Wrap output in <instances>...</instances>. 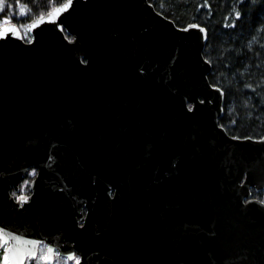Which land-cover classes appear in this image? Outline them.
I'll return each mask as SVG.
<instances>
[{
  "label": "water",
  "instance_id": "water-1",
  "mask_svg": "<svg viewBox=\"0 0 264 264\" xmlns=\"http://www.w3.org/2000/svg\"><path fill=\"white\" fill-rule=\"evenodd\" d=\"M27 28L29 40L0 24L9 264L41 244L46 264L56 251L78 264H264V202L252 196L264 136L219 125L204 27H178L148 0H63Z\"/></svg>",
  "mask_w": 264,
  "mask_h": 264
},
{
  "label": "trees",
  "instance_id": "trees-1",
  "mask_svg": "<svg viewBox=\"0 0 264 264\" xmlns=\"http://www.w3.org/2000/svg\"><path fill=\"white\" fill-rule=\"evenodd\" d=\"M63 0H0V24L15 22L22 31L32 19ZM178 27L197 23L207 31L203 50L210 62L209 82L224 95L218 123L238 138L264 136V0H148ZM23 9V11H21ZM239 12L240 15H236ZM23 38L29 39L22 31ZM29 170L20 191L29 193ZM22 180V181H23ZM252 196L264 202V190ZM34 263L30 260V264Z\"/></svg>",
  "mask_w": 264,
  "mask_h": 264
},
{
  "label": "rangeland",
  "instance_id": "rangeland-1",
  "mask_svg": "<svg viewBox=\"0 0 264 264\" xmlns=\"http://www.w3.org/2000/svg\"><path fill=\"white\" fill-rule=\"evenodd\" d=\"M2 21L6 22L5 19H3ZM22 31L24 32H27L29 37L30 38V34L28 32V28H27V25L23 26L22 27ZM28 180L25 181L23 180L21 182V188L23 186H26L25 184H27ZM27 194L24 192V191H20L18 194H16L17 197H23V196H26ZM5 249V246H1L0 245V259H1V255H2V252L4 251ZM46 254V245L42 244L41 246H39V250H38V255L37 257L33 260L34 263L32 264H45L43 261H42V257ZM25 264H30V260H27ZM52 264H73V261H69L66 257H63V256H60L58 255L57 251L55 252V256H54V261Z\"/></svg>",
  "mask_w": 264,
  "mask_h": 264
},
{
  "label": "snow or ice",
  "instance_id": "snow-or-ice-1",
  "mask_svg": "<svg viewBox=\"0 0 264 264\" xmlns=\"http://www.w3.org/2000/svg\"><path fill=\"white\" fill-rule=\"evenodd\" d=\"M65 6H67V5H65ZM21 11H23V9H21ZM236 15L239 16L240 13L237 12ZM50 18H51V17H49V19H50ZM5 19H7V17H5ZM3 35H5V33H4L3 31H0V36H3ZM32 171L35 172V169H33ZM16 198H17L18 200L21 199V197H16ZM23 199H24V200H27L28 197H27V196H23ZM10 235H11V237H12L13 239L16 238V237H15V233H11ZM7 238H8L7 230L4 229V228H0V245H6V243H7ZM32 255H35V253L33 252ZM72 255L74 256V254H72ZM42 259L47 260V259H49V257H48L47 255H44V256L42 257ZM75 259L77 260V264H78V262H79V257H76ZM2 260H3V264H9L10 257H9V255H8V252H7V249H6V248H5V251H4V254H3Z\"/></svg>",
  "mask_w": 264,
  "mask_h": 264
},
{
  "label": "flooded vegetation",
  "instance_id": "flooded-vegetation-1",
  "mask_svg": "<svg viewBox=\"0 0 264 264\" xmlns=\"http://www.w3.org/2000/svg\"><path fill=\"white\" fill-rule=\"evenodd\" d=\"M30 170H33V169H30ZM29 172V171H28ZM35 173V172H34ZM23 180V179H22ZM22 180H21V182H22ZM31 181V180H30ZM30 183V182H29ZM28 195V194H27ZM26 195V196H27ZM76 259H73V260H70V261H73V264H74V261H75Z\"/></svg>",
  "mask_w": 264,
  "mask_h": 264
}]
</instances>
